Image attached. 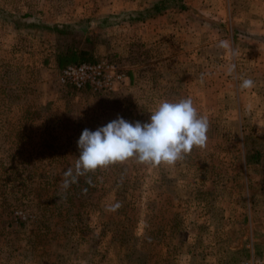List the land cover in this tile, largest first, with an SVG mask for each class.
<instances>
[{
	"label": "rangeland",
	"instance_id": "obj_1",
	"mask_svg": "<svg viewBox=\"0 0 264 264\" xmlns=\"http://www.w3.org/2000/svg\"><path fill=\"white\" fill-rule=\"evenodd\" d=\"M245 1L0 0V264L247 259L248 220L264 215L248 205L264 195V36L245 35ZM11 14H26L23 28ZM64 47L72 61L116 62L127 83L101 93L60 85ZM183 98L208 120L204 148L171 166L130 158L63 187L84 129L118 116L145 123ZM117 177L133 201L119 196L113 211L106 189Z\"/></svg>",
	"mask_w": 264,
	"mask_h": 264
},
{
	"label": "clouds",
	"instance_id": "obj_2",
	"mask_svg": "<svg viewBox=\"0 0 264 264\" xmlns=\"http://www.w3.org/2000/svg\"><path fill=\"white\" fill-rule=\"evenodd\" d=\"M221 46L227 47L228 42L221 41ZM251 85V80L245 81V86ZM208 127L207 118L199 115L192 99L183 98L161 102L145 123H131L118 116L95 131L84 129L77 141L75 174L72 169L65 173L63 187L69 188L79 176L130 158L154 166L174 165L194 148L206 146Z\"/></svg>",
	"mask_w": 264,
	"mask_h": 264
},
{
	"label": "built area",
	"instance_id": "obj_3",
	"mask_svg": "<svg viewBox=\"0 0 264 264\" xmlns=\"http://www.w3.org/2000/svg\"><path fill=\"white\" fill-rule=\"evenodd\" d=\"M58 70L57 82L77 90L88 88L92 92H113L128 81L126 72L116 62L106 58L68 63ZM240 264H264V261L258 257H250Z\"/></svg>",
	"mask_w": 264,
	"mask_h": 264
},
{
	"label": "crops",
	"instance_id": "obj_4",
	"mask_svg": "<svg viewBox=\"0 0 264 264\" xmlns=\"http://www.w3.org/2000/svg\"><path fill=\"white\" fill-rule=\"evenodd\" d=\"M231 2V1H230ZM229 2V4H230ZM260 3L261 10H257V8H254V5ZM245 4H250V7L247 8V12H244L245 15L241 16L240 18L245 17L247 21H250L245 29V35L250 34L251 36H264V0H246ZM249 13H252L250 15ZM253 17V18H252ZM262 194H264V189L260 190ZM252 196V195H251ZM250 198V196H247ZM262 198L255 199V204L251 203V200L249 199L248 205L250 210L254 211V209L257 208V211L264 210V195H261ZM251 205V206H250ZM256 211V212H257ZM253 215V213H252ZM262 220L260 221H249V229H247V232L244 235L245 243L243 246L247 248V254L248 257H258L261 258L264 261V215L261 217ZM239 241V240H238ZM240 244L243 243V241L240 239Z\"/></svg>",
	"mask_w": 264,
	"mask_h": 264
},
{
	"label": "trees",
	"instance_id": "obj_5",
	"mask_svg": "<svg viewBox=\"0 0 264 264\" xmlns=\"http://www.w3.org/2000/svg\"><path fill=\"white\" fill-rule=\"evenodd\" d=\"M6 18H9V19H11V21H13L18 27H20V28H23L24 27V25H25V23H24V21H25V18H26V14L25 15H22V16H20V15H15V14H11V16H7ZM66 27H67V25H65L64 27H62V25H60V24H56V28H58V30L59 31H61V32H63L64 33V31L66 30ZM80 55H83V54H85V52L84 51H79L78 52ZM86 56V55H85ZM57 60H58V63L60 64V67L62 66V65H64V64H68V63H77V62H82V61H88V62H91V61H94V59H88L87 57H82V58H80V59H78V60H75V61H72V58L74 57V50H73V48H71V47H64V49H61V50H58L57 51ZM59 67V68H60ZM72 91H82V90H89L88 88H85V89H82V90H77V89H75L74 87H72V86H68ZM101 92H107V91H101ZM101 92H95V93H101ZM110 92H112V91H110ZM109 167V166H108ZM113 167H115V166H113L112 165V168ZM107 168V167H106ZM119 177H117L116 179H110L111 181H112V183L110 184V186H109V191H108V189H106V192H107V197L109 196V198H110V200L111 201H109L108 203H110V204H112V206L114 207L115 205H117V204H119V205H121L120 204V201L123 199L124 201H126V202H128V201H131L132 199L131 198H128V197H130V195L128 194V192H123V191H121L119 188H117V182H116V180L118 179ZM85 184L86 183H84L83 182V186H85ZM247 186H248V184H247ZM249 188L247 187V190H248ZM86 193H88V196L91 198L92 197V193L93 192H91V190H89V189H86V191H85ZM85 192H82L81 194H80V196H82L83 195V193H85ZM260 192V191H259ZM121 193H123V195L121 194ZM71 195H73L74 196V194L72 193ZM129 195V196H128ZM119 196H122V198H121V200L119 201V202H117V197L119 198ZM132 196V195H131ZM253 198L255 199H259V198H262L261 197V195L259 194V196L258 195H256V196H253ZM133 201V200H132ZM123 202V201H122ZM90 202H86V207H85V210L89 213V212H91V209H90V206H88V204H89ZM150 204V206L152 205V203L150 202L149 203ZM109 206V205H108ZM153 207H154V204H153ZM153 207H150V209H151V211H152V209H153ZM10 208V207H9ZM3 210H5L6 211V209H3ZM9 210V209H8ZM84 210V211H85ZM93 211V210H92ZM110 211V210H109ZM81 213H84V212H81ZM81 213H78L79 215L81 214ZM108 216H110V215H108ZM96 225H98L97 223H95L94 221H90L89 223H87L86 225H83V227H81V229H83V228H85L86 226H96ZM99 225H100V223H99ZM107 225V224H106ZM108 225H110L109 223H108ZM100 226H102L103 227V225H102V223H101V225ZM81 229H80V231H81ZM110 236L111 237H113V234L112 233H110ZM178 243L180 244V246H183L184 247V244L185 243H183V242H181L180 240L178 241ZM182 247V248H183ZM186 246H185V248L183 249V252H186Z\"/></svg>",
	"mask_w": 264,
	"mask_h": 264
}]
</instances>
